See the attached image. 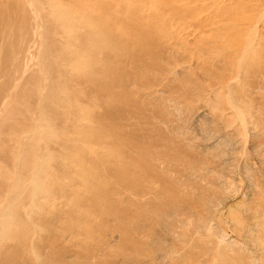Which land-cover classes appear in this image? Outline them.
<instances>
[{"label":"rangeland","instance_id":"rangeland-1","mask_svg":"<svg viewBox=\"0 0 264 264\" xmlns=\"http://www.w3.org/2000/svg\"><path fill=\"white\" fill-rule=\"evenodd\" d=\"M68 4L0 0V264H264V0Z\"/></svg>","mask_w":264,"mask_h":264},{"label":"bare ground","instance_id":"bare-ground-1","mask_svg":"<svg viewBox=\"0 0 264 264\" xmlns=\"http://www.w3.org/2000/svg\"><path fill=\"white\" fill-rule=\"evenodd\" d=\"M66 1L70 2V4H68L69 10L74 14H78L79 16L80 15L83 16L86 13L85 11L91 8L93 11H95L93 12V14H91V17L96 20L98 17L100 19V22L102 21L101 24L98 25L99 28L102 27L101 29L103 30L111 31L115 29V21L111 23L110 20L112 19V16L116 12L123 11V14L125 15L124 18H129L131 20H137V18H131V17H134L135 15L136 16L140 15L141 12L146 13L149 11L150 13L153 14V18H154L153 22L156 25L160 26L161 24H159V21L157 20L159 16L161 15L162 11H166V8L168 6H172L173 8L177 7V8H188L189 9V7L192 4L196 3L195 7L200 4L201 5L213 4L214 5L213 7L216 6L218 8H221V7L226 8L228 7L230 0H197V1L196 0H66ZM99 1H102V2H99ZM97 2L99 3L97 4ZM120 18H123V17H120ZM217 22L220 24L219 27L227 28V25H228L227 23L222 22V20H218ZM156 25H151L150 27L158 32L163 31L166 26L165 24L162 25L161 27H157ZM140 30H143L142 27H140ZM182 32L183 34L185 33L184 30H182ZM124 34L126 35V33ZM249 45L251 46V43L248 44L247 46Z\"/></svg>","mask_w":264,"mask_h":264}]
</instances>
